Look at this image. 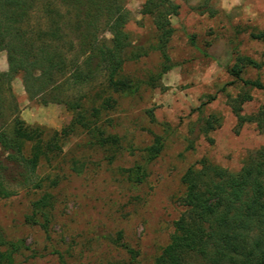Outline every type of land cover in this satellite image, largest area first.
<instances>
[{"label": "rangeland", "instance_id": "374dc122", "mask_svg": "<svg viewBox=\"0 0 264 264\" xmlns=\"http://www.w3.org/2000/svg\"><path fill=\"white\" fill-rule=\"evenodd\" d=\"M116 1L128 19L118 75L124 91L109 88L89 50L112 45L108 19L88 20L70 0L31 9L30 30L64 35L50 44L60 61L54 85L37 82L30 96L0 51V135L13 140L22 126L47 142L57 133L61 149L28 179L0 147V191L9 193H0V264H155L190 214L184 175L207 165L238 173L264 148V127H239L232 110L241 107L247 118L264 112L263 91L241 82L264 84V43L252 38L264 32V0H169L179 9L164 47L154 17L143 14L146 0ZM243 57L259 68L239 62ZM30 150L25 145L24 155ZM186 260L206 264L192 253Z\"/></svg>", "mask_w": 264, "mask_h": 264}, {"label": "trees", "instance_id": "16d2710c", "mask_svg": "<svg viewBox=\"0 0 264 264\" xmlns=\"http://www.w3.org/2000/svg\"><path fill=\"white\" fill-rule=\"evenodd\" d=\"M41 1L43 0H0V51L7 53L10 73L22 74L25 90L30 96L37 94L33 91L37 82L41 83V88L48 87L51 82L54 85L53 78L60 61L50 49V44L64 40V35H60L58 29L51 30L47 27L30 30L31 9ZM70 2L81 4L86 9L84 16L88 20L95 17L108 19L107 25L113 36L112 45H104L99 49L88 45L89 50L99 57L105 67L109 88L115 92L126 90L127 85L118 78L123 66L122 52L128 38L125 32L128 19L124 7L116 0ZM178 9L169 0L145 1L143 14L154 17L163 47L172 37L173 29L169 19L178 14ZM85 22L82 24L93 26L92 21ZM76 29L80 33L83 26L78 27L77 23ZM252 38L264 43V32L253 34ZM36 43H39L37 51L33 49ZM239 62L259 68L257 63L246 57L239 58ZM232 72L236 80H240L238 65H235ZM241 82L264 93V84L260 81ZM249 100L244 99L240 103ZM113 104L115 105V101L107 107L113 108ZM67 105L70 106V103ZM232 110L239 127L248 122L264 127V112L257 117L247 118L241 114V107L235 105ZM211 128L212 125L208 122L205 133ZM41 136L38 129L22 126L16 129L13 140L4 139L0 135V147L8 153L7 161L23 165L24 170H28V179L42 159H48L50 154L61 151L54 142L59 136L57 133L47 142ZM27 144H31V150L25 156L23 147ZM10 151H15L16 156ZM151 151L155 157L159 154L160 147L155 145ZM3 167L0 164V168ZM26 178L23 183L28 182ZM137 181L142 182V178L138 177ZM182 183L187 188L186 205L190 214L176 223V236L155 264H188L186 257L191 253L205 258L206 264H264V148L256 160L247 163L238 173L207 165L200 172L190 169L182 178ZM0 193L5 197L9 196L3 188ZM255 229L256 235H252Z\"/></svg>", "mask_w": 264, "mask_h": 264}]
</instances>
